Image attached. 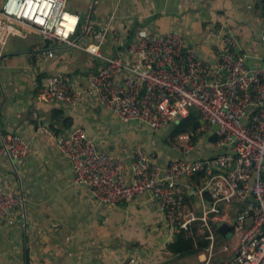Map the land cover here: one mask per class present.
Listing matches in <instances>:
<instances>
[{"label":"crops","instance_id":"obj_1","mask_svg":"<svg viewBox=\"0 0 264 264\" xmlns=\"http://www.w3.org/2000/svg\"><path fill=\"white\" fill-rule=\"evenodd\" d=\"M65 1L81 21L90 14L99 34L115 13L99 46L103 55L128 59L125 48L138 26L147 34L180 30L205 58L212 59L225 33L222 25L229 23L238 37L235 51L248 66L264 65V0ZM214 26L218 34L211 32ZM15 28L0 50V132L19 134L28 140L29 151L17 171L7 155H0V187L19 191L24 198L23 207L11 210L12 222L0 220V264H225L239 239L235 223L243 202L220 203L222 214L214 220L216 246L209 252L202 226L192 223L188 229H175L149 194L116 204L93 198L85 184L73 181L72 164L58 145L60 137L80 126L99 148L121 160L125 176L130 177L131 155L138 147L155 153L161 166L174 158H203L220 151L208 144V138L198 140L203 126L195 133H178V141L184 132L196 140L195 148L183 154L179 145L168 142L181 117L153 129L120 120L88 91L75 103L39 99L37 89L57 73L87 88L86 75L102 57L83 46L97 42L96 32L77 30L73 36L80 46H70L44 41L26 22H17ZM184 202L186 207L201 206L192 189ZM224 222L231 229L222 234L218 227Z\"/></svg>","mask_w":264,"mask_h":264},{"label":"built area","instance_id":"obj_2","mask_svg":"<svg viewBox=\"0 0 264 264\" xmlns=\"http://www.w3.org/2000/svg\"><path fill=\"white\" fill-rule=\"evenodd\" d=\"M114 15L99 34L91 15L81 21L65 0H4L0 50L15 33L17 22L34 27L44 41L70 46H80L73 36L77 30L96 32L97 42L83 46L102 57L86 75L87 88L57 73L37 89L39 99L75 103L88 91L120 120L138 121L153 129L195 109L212 129L210 135H216L208 137V144L221 150L203 158H174L161 166L155 153L138 147L131 155V176L126 177L121 160L76 126L58 141L72 164L73 181L85 184L93 198L107 204L149 194L175 229H188L192 223L202 226L209 252L216 246L214 220L222 214L220 203L241 201L235 223L239 239L225 264H264V65L248 66L235 51L238 37L229 23L222 25L225 33L212 59L205 58L180 30L147 34L138 26L125 48L128 59L103 55L99 46ZM210 30L218 34L215 26ZM261 38L264 41V29ZM47 53L52 56L54 51ZM179 141L183 154L195 148L196 140L188 132L179 134ZM28 151V140L0 132V155H7L16 171ZM191 189L201 199L200 208L185 206ZM23 206L22 193L0 187V220L12 222L11 210ZM247 220L250 223L245 225Z\"/></svg>","mask_w":264,"mask_h":264},{"label":"trees","instance_id":"obj_3","mask_svg":"<svg viewBox=\"0 0 264 264\" xmlns=\"http://www.w3.org/2000/svg\"><path fill=\"white\" fill-rule=\"evenodd\" d=\"M205 125L206 124L201 121V116L198 111L195 109H190L186 116L179 118V120L175 123L172 130L170 131V139H168V142H170L173 146H178V133L182 131H190L195 133L197 128ZM208 137L210 139H215L216 135L213 134L209 135ZM207 244H209V242H207Z\"/></svg>","mask_w":264,"mask_h":264},{"label":"rangeland","instance_id":"obj_4","mask_svg":"<svg viewBox=\"0 0 264 264\" xmlns=\"http://www.w3.org/2000/svg\"><path fill=\"white\" fill-rule=\"evenodd\" d=\"M210 129L211 128L208 125L203 126L201 128V130L203 131V133L200 135V137L198 138V140L205 142V140L208 138V133H209V130Z\"/></svg>","mask_w":264,"mask_h":264},{"label":"water","instance_id":"obj_5","mask_svg":"<svg viewBox=\"0 0 264 264\" xmlns=\"http://www.w3.org/2000/svg\"><path fill=\"white\" fill-rule=\"evenodd\" d=\"M202 122H204V120H202ZM231 229V226L229 223L224 222L222 223L219 227H218V231L221 232L222 234H225L226 232H229V230Z\"/></svg>","mask_w":264,"mask_h":264}]
</instances>
